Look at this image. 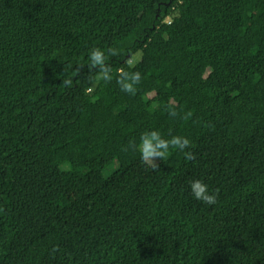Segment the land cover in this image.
<instances>
[{
	"label": "trees",
	"instance_id": "obj_1",
	"mask_svg": "<svg viewBox=\"0 0 264 264\" xmlns=\"http://www.w3.org/2000/svg\"><path fill=\"white\" fill-rule=\"evenodd\" d=\"M150 130L195 159L123 150ZM0 264H264V0H0Z\"/></svg>",
	"mask_w": 264,
	"mask_h": 264
},
{
	"label": "clouds",
	"instance_id": "obj_2",
	"mask_svg": "<svg viewBox=\"0 0 264 264\" xmlns=\"http://www.w3.org/2000/svg\"><path fill=\"white\" fill-rule=\"evenodd\" d=\"M117 48L110 47L107 50L99 47H93L88 53V65L90 72L95 74L90 76V81L94 84L100 82L110 83L113 79V69L108 63L109 57H115L119 55ZM129 68L134 67V63L131 59L127 60ZM79 70L72 76H64L62 79V86L71 87L73 85L74 76L77 75ZM141 73L139 71H129L121 67L116 70L115 80L119 85L122 92L135 95L137 91V85L141 82ZM166 110L171 117H177L179 113L176 110V106L172 103L166 105ZM192 116L191 112L183 115V119L186 121ZM192 147V142L184 136H171L170 139H165L162 134L157 130L144 131L140 137L139 142H130L123 150L127 151L131 148L133 151H138L140 154L141 163L146 167H150L153 170L159 167L157 161L164 160L170 149L177 150L185 155V159L194 160L195 155L189 150ZM190 189L193 196L202 201L205 204L213 205L217 203V195L209 191L208 185L200 180H193L190 183ZM55 251V249H54Z\"/></svg>",
	"mask_w": 264,
	"mask_h": 264
},
{
	"label": "rangeland",
	"instance_id": "obj_3",
	"mask_svg": "<svg viewBox=\"0 0 264 264\" xmlns=\"http://www.w3.org/2000/svg\"><path fill=\"white\" fill-rule=\"evenodd\" d=\"M171 19L170 18H167L166 21L169 22ZM142 57V54L141 52H138L135 54L134 56V60L135 62H138ZM138 99L136 98L135 101H137ZM130 173L132 174V176L135 178V179H139V178H142L143 177V170H142V167L139 165V164H133L130 168ZM66 194L69 196V197H73L75 196V191L72 187L68 186L66 188Z\"/></svg>",
	"mask_w": 264,
	"mask_h": 264
}]
</instances>
